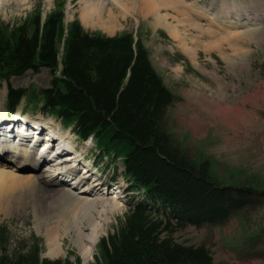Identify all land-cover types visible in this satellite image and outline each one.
Wrapping results in <instances>:
<instances>
[{"label":"rangeland","instance_id":"1","mask_svg":"<svg viewBox=\"0 0 264 264\" xmlns=\"http://www.w3.org/2000/svg\"><path fill=\"white\" fill-rule=\"evenodd\" d=\"M153 1V11L146 15L129 10L122 16L113 8L118 18L114 33L106 32L99 25H85L80 17L84 0H65V22L76 19L88 32L108 35L132 32L135 38H141L149 50L155 70L177 97L166 109L161 121L163 130L171 136L175 147L193 162L209 163L210 172L219 184L254 189L252 204L234 211L226 222L187 225L176 231L173 239L185 245L204 246L210 251L214 264H264V0H179L182 6H175L176 0H159L161 4L158 0ZM55 2L0 0V23L15 26L37 11L44 19L55 8ZM105 3L108 6L112 4L110 0H105ZM203 10L212 15H202ZM156 13L162 15L168 25H178V30L183 33L181 36H185L188 47L193 51L192 58L163 25L154 22L153 15ZM198 24L214 33L213 38L199 34L202 30ZM229 35L234 40L231 43ZM180 55L182 59H179ZM51 78L50 71L41 68L37 73L27 71L13 76L9 82L1 80V119L7 112L8 88L27 90L16 109L18 121L30 119V125L34 118L43 125L54 124L56 129L60 126L64 131L61 133L63 137L67 135L65 133H70L69 140L88 163L98 168L99 176L96 178L103 183V186L98 183L97 187L93 183L89 192H86V183L84 189L83 184L80 185L84 196L92 198L107 194L110 197L105 193L109 189L112 195L122 197V206L109 214L107 222L103 221V216L99 218L100 235L88 262L83 260L81 249L75 242L77 225L87 227L88 211L71 207L69 197H64L60 203L54 199L62 193L59 181L65 172L58 177L55 186L50 181L36 188L18 186L20 190L13 192L10 199L0 198V230L5 228L9 234L7 250L40 239L43 258L69 259L75 264L78 256L81 264H97L100 261L102 264L100 240L117 230L129 212V201L140 200L141 195L129 191L119 160L99 155V149L92 141L89 145L82 143L72 126H62L60 120L43 113L40 109L42 102L33 99L31 93L50 88ZM18 121L14 118L5 125L13 124L21 128ZM0 137L2 140V133ZM52 165L47 162L36 175L50 176L48 170L53 169ZM27 173L22 171V174ZM110 181L117 184L115 188L118 192L107 184ZM23 193L21 198L17 197ZM100 207L99 202L97 208ZM83 230L88 234L91 227ZM50 234L59 235L63 243V252L57 257L46 254V239Z\"/></svg>","mask_w":264,"mask_h":264},{"label":"trees","instance_id":"2","mask_svg":"<svg viewBox=\"0 0 264 264\" xmlns=\"http://www.w3.org/2000/svg\"><path fill=\"white\" fill-rule=\"evenodd\" d=\"M64 7L65 0H56L44 19L37 11L15 26L0 23V81L47 68L50 88L31 97L79 139L93 137L102 156L120 159L130 191L142 195L130 202L117 230L100 240L102 264H214L207 248L178 243L173 234L187 225L226 222L252 204L254 189L219 184L209 163L193 162L175 147L161 121L177 97L141 38L88 32L76 19L65 22ZM26 94L10 86L7 111ZM9 241L2 228L0 264H72L43 258L40 239L11 251ZM75 264H81L78 256Z\"/></svg>","mask_w":264,"mask_h":264},{"label":"bare ground","instance_id":"3","mask_svg":"<svg viewBox=\"0 0 264 264\" xmlns=\"http://www.w3.org/2000/svg\"><path fill=\"white\" fill-rule=\"evenodd\" d=\"M110 2L112 4L110 3L111 6H108L105 3V0H84V7L82 9L80 17L82 21L85 23V25L87 26L99 25L106 32L114 33L117 29L118 21L116 20L118 18L117 15H115L114 12L115 10L113 8L117 9V11H119L118 13H122V16L129 10L136 12L138 11L140 14L146 15L151 13V10L155 6L153 0L151 1L150 0H110ZM159 2L161 4V1ZM176 5H181V2L179 0H176L175 6ZM201 13L202 15H212L208 13V11L206 10H203V12ZM153 18L155 20L154 21L155 23L159 25H163L166 28V31L171 36H173L174 39L175 38L177 39L178 43L187 50L186 52L187 55L192 58L193 51L191 50V48L188 47L189 44L186 41V38H184L185 36L184 37L181 36V34L183 33H181V31L178 30L177 28L178 25L177 26L174 25V27L168 25L165 21V18L158 13L154 14ZM177 23H180V21H178ZM198 26L201 25L198 24ZM199 29L202 30L201 32H199V34L205 35L208 38H213L214 33H212L210 30H206L202 26ZM231 36L229 35L228 37L230 43L233 40ZM194 42H196V40ZM0 123H1V116H0ZM31 123H36V119L33 118ZM12 126L14 125L12 124ZM27 130H28V126H24V127L21 126V128H19V131L22 133H26ZM65 134H67L65 136L66 140L69 141L68 136L70 135V133H65ZM2 135L4 136V138L2 140L0 139V198L1 199H7V200L10 199L12 197L13 192L20 190L18 186L22 188L25 187L36 188L40 186L41 183H45L46 181L52 182V184L55 186L58 182V177L62 175L64 172L68 173L72 169V166L69 165L66 158L58 157L53 162L52 165L53 169L48 170L50 176H46V177L37 176L38 175V174L36 175L37 171L41 169L43 170V166L45 164L47 165L48 162L47 159H45L44 157V152H41V157H37L35 154L31 156L29 149L24 148L17 142L7 140V138H10V133L7 132V130L6 131L3 130ZM35 138L38 140L39 138L38 135ZM5 150H11L15 153L19 152V155L22 156L23 159H18L19 156L17 155L15 156L14 154L11 155L4 154L6 153L3 152ZM62 167L64 170H62ZM23 170L28 171V173L22 174ZM92 186L94 185L92 184ZM97 186L98 184L95 187ZM62 187L63 188L60 189L62 193L57 194L54 198L55 200L58 199L57 200L58 203H60V201H62L64 197H69L71 207L80 208L88 211L89 213V218H88L89 220L86 222L87 223L86 226L91 227V232L85 234L83 229L87 227L82 228L80 227V225H77L76 241H75L76 244L81 249L83 260L85 262H88L89 259L92 258L93 251L96 248V244L100 235L98 232L99 230L98 227L100 225L98 221L99 218L103 216L104 218L103 221L107 222L109 219V214L113 213L115 210H119L120 207L122 206L120 201L121 197H117L115 195H111L109 197V195L107 196V194L106 196H101L98 194V196L96 197L89 198L88 196H84L83 189L85 187H83V189L80 190V192H75L74 190L75 188L72 187L71 183H69L68 185H62ZM34 191L35 189L32 192ZM22 195H24V193L18 195L17 197L20 196L21 198ZM80 195H82L83 197H80ZM99 202L101 203V207L97 208V204ZM49 205H52V203H50ZM93 213L94 215H92ZM58 237L59 235L50 234V237L46 239V244L48 247L46 254L48 256L57 257L63 252V243L61 242V240H59Z\"/></svg>","mask_w":264,"mask_h":264},{"label":"crops","instance_id":"4","mask_svg":"<svg viewBox=\"0 0 264 264\" xmlns=\"http://www.w3.org/2000/svg\"><path fill=\"white\" fill-rule=\"evenodd\" d=\"M108 35V34H107ZM109 36H113V35H109Z\"/></svg>","mask_w":264,"mask_h":264}]
</instances>
